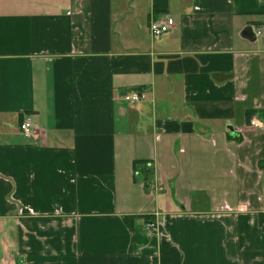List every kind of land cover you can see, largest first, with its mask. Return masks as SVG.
<instances>
[{
	"label": "crops",
	"instance_id": "crops-1",
	"mask_svg": "<svg viewBox=\"0 0 264 264\" xmlns=\"http://www.w3.org/2000/svg\"><path fill=\"white\" fill-rule=\"evenodd\" d=\"M255 118L264 0H0V264H264Z\"/></svg>",
	"mask_w": 264,
	"mask_h": 264
},
{
	"label": "built area",
	"instance_id": "built-area-1",
	"mask_svg": "<svg viewBox=\"0 0 264 264\" xmlns=\"http://www.w3.org/2000/svg\"><path fill=\"white\" fill-rule=\"evenodd\" d=\"M176 28V21L171 17L155 19L150 22L149 32L153 38H160L167 33L173 31ZM258 35L263 34V31H258ZM147 99L143 93L126 94L123 96V100L131 105L139 104ZM251 126L255 130L264 131V123L257 118L252 119ZM20 131L27 139L36 137V132L33 126V122L30 118H27L20 126ZM149 229H155L153 225H148Z\"/></svg>",
	"mask_w": 264,
	"mask_h": 264
},
{
	"label": "rangeland",
	"instance_id": "rangeland-1",
	"mask_svg": "<svg viewBox=\"0 0 264 264\" xmlns=\"http://www.w3.org/2000/svg\"><path fill=\"white\" fill-rule=\"evenodd\" d=\"M147 224H148L149 226H150V225H153L154 227H156L155 223H150V222H149V223H147ZM147 227H148V226H147Z\"/></svg>",
	"mask_w": 264,
	"mask_h": 264
},
{
	"label": "trees",
	"instance_id": "trees-1",
	"mask_svg": "<svg viewBox=\"0 0 264 264\" xmlns=\"http://www.w3.org/2000/svg\"><path fill=\"white\" fill-rule=\"evenodd\" d=\"M144 165V164H143Z\"/></svg>",
	"mask_w": 264,
	"mask_h": 264
}]
</instances>
